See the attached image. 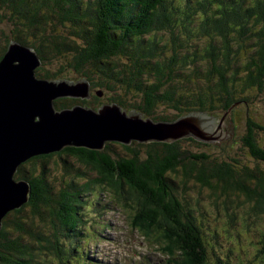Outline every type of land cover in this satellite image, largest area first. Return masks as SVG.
<instances>
[{"label":"trees","instance_id":"1","mask_svg":"<svg viewBox=\"0 0 264 264\" xmlns=\"http://www.w3.org/2000/svg\"><path fill=\"white\" fill-rule=\"evenodd\" d=\"M187 1L0 0V24L14 25L3 46L5 34L0 38V61L10 42H17L32 48L41 61L36 77L61 81L65 67L55 72L44 68L71 56L67 67L87 80L95 93L115 95L108 105L127 113L135 111L155 123L175 122L193 113L226 115L264 99V0H236L227 6L223 0H196L195 5ZM130 95L137 100L135 104L127 99ZM103 104L61 99L55 107L61 111L82 105L97 110ZM248 121L242 148L250 150L251 159L243 162L231 156L210 160L201 150L211 143L192 137L130 145L111 142L100 151L67 147L61 153L76 162L60 154L58 166L64 174H68L64 168L77 167L71 179L57 188L48 177L52 154L32 158L16 174L17 180L28 181L32 193L25 206L3 220L0 264H68L66 244L75 247L70 232L85 223L81 220L85 210L80 207L83 201L91 207L92 200L98 207L96 198L102 194L135 208L142 227L150 220L152 226L160 224V229L174 227V239L181 237L178 247L189 256L193 247L204 257V239L195 214L216 215L217 226L228 238L240 241L235 227L241 221H232L231 212L235 217L237 208L264 212V146H259L256 134V130L264 133V125ZM187 144L196 145L194 150L201 153H192ZM32 164L33 169L26 168ZM200 184L206 191L200 190L196 204L201 205L205 196L216 197L215 210L200 206L190 210L188 202L179 198L181 191H199ZM219 208L226 219H217ZM173 213L177 217L172 218ZM255 223L245 222L243 228ZM186 226L194 237L188 235ZM213 234L218 235L216 230ZM167 238L173 239L171 232ZM228 243L233 241L228 239ZM228 248L244 259L243 249Z\"/></svg>","mask_w":264,"mask_h":264},{"label":"water","instance_id":"2","mask_svg":"<svg viewBox=\"0 0 264 264\" xmlns=\"http://www.w3.org/2000/svg\"><path fill=\"white\" fill-rule=\"evenodd\" d=\"M41 65L32 48L17 42L10 43L0 61V233L4 218L30 200V184L17 180L16 174L32 158L67 147L100 151L111 142L130 145L193 137L214 143L228 137L224 123L204 114L155 123L115 104L58 111V99L90 100V84L85 79H39L36 71Z\"/></svg>","mask_w":264,"mask_h":264},{"label":"rangeland","instance_id":"3","mask_svg":"<svg viewBox=\"0 0 264 264\" xmlns=\"http://www.w3.org/2000/svg\"><path fill=\"white\" fill-rule=\"evenodd\" d=\"M194 4V1H193ZM219 4V2H218ZM14 30V25L9 22V21H5L4 23L0 24V38L2 36V34H5L4 38L1 39V45L3 46L4 40L7 41L8 38H6V36L8 37L9 35L12 34V31ZM13 42V41H12ZM11 43V42H10ZM5 45L6 42H5ZM199 45V43H198ZM9 47V46H8ZM71 57V56H70ZM68 58V59H61L58 58L56 60H53L51 65H47L45 66L44 69H47L48 71H59L60 69H62V67H65V72H64V76L65 79H63L62 81H68V82H77L80 79H83L81 76L79 77L76 73H73L74 71L71 70V68L67 67V63L69 60H72L73 58ZM41 68V66L39 67V69ZM90 100H84V99H80L81 101H90L93 103H101L104 102L105 104H110L108 103L109 100L111 98H113L115 95H106L103 94L101 97L97 96L96 94L98 92H100V90H98V92H94L93 87L90 85ZM93 93L95 94L93 96ZM133 95H130L129 98H127L128 100H130L133 104H135L137 102V100L133 99ZM61 100V99H58ZM103 104V105H105ZM97 105V104H95ZM102 105V106H103ZM101 107V106H100ZM193 114H204L207 116H210L212 118H215L219 121H221L222 123L225 124V126L227 127L228 130V137L225 140L219 141V142H214L211 144H208V147H205L204 150H201L203 152H207L206 154H208L210 156V160H214L216 158H219L218 160H224L223 158H225L226 156H231L233 158L238 157L239 160H241L243 162V160H249L250 158V154L248 151V148H242L244 146L243 143V138L245 137V135L247 134V128L250 127V122L248 121V118L252 119L255 122L260 121L261 124L264 125V99L263 98H257L255 99L251 104H243L241 106L236 107V109L232 110V113H228L226 115H224L225 113H216V114H209V113H193ZM256 134H258L257 138H259L258 144L259 146H264V133H259L258 130H256ZM189 138V137H188ZM193 138V137H192ZM261 139V140H260ZM263 144V145H262ZM187 147L189 149H191L192 153H197L200 154V151H195L194 147H196V145L192 144H187ZM143 150L145 151L146 149L143 148ZM62 153H64L65 151H61ZM61 152H57V153H52V157L49 159V167H48V177L49 179L56 185L55 187L59 188L62 187L64 185L65 182H67L68 180L71 179L72 177V173H74V169H76L77 166H75V168H64L65 172L67 171L68 174H64L62 172V170H60L59 162H60V158L59 155L62 154ZM248 152V153H247ZM191 153L188 152L187 155ZM247 153V154H245ZM143 154H145L143 152ZM249 154V155H248ZM247 156V157H246ZM69 157V158H67ZM243 157H245L246 159H243ZM61 158L66 159L71 162H76V159H74L73 157H71L70 155L67 154H62ZM28 162V161H27ZM26 162V163H27ZM37 163V162H36ZM25 164V163H24ZM31 164V163H30ZM35 164V163H33ZM33 164L32 165H27L26 168L31 170L33 169ZM188 164V163H186ZM22 167V166H21ZM20 167V168H21ZM36 167H38V164H36ZM240 166H238L237 168L240 170L241 168H239ZM28 170V171H29ZM18 173V172H17ZM203 189V191H206L205 188L200 184V189L199 191H197V189H194L193 191H191L189 194H185L183 193L184 191H181V196H179V198L181 199V201L183 203L188 202L189 205H186L190 210H197L196 206H200L202 208V210H215L216 204H217V200L216 197H210L209 199H207V197L205 196V200L202 199L201 200V205H197L196 204V199L199 196V192L200 190ZM238 192V191H236ZM88 195V194H87ZM91 196V195H89ZM183 196V197H182ZM94 197V196H92ZM185 197V199H184ZM201 197V196H200ZM96 198V197H95ZM110 198H113L112 196H108L106 194H102L101 197H97V201L98 203H100L98 206L103 207V203H112L115 207L113 209H111V211L109 210H105V209H100L99 207H97L96 204H94V200H92L90 203V205H92L91 207L88 208L87 206V202L83 201V204L80 207V210H85V219L83 217H81V220H85V224L87 227H84V222L79 223L78 227L79 229H73L70 233L71 235L69 236H73L72 239H78L81 243V245L78 247H73L70 245V242L66 244V249H65V256H66V260L68 262V264H73L71 258L73 255L75 254H81L84 255L85 253V249H88L87 245L88 244L86 242V238H87V234L88 231H90L91 236L93 239H95L96 234L93 231H97L100 233V235L98 236V240L97 243H101V244H97L95 243L96 240H90L91 241V249L92 253L93 251L96 252V246H98V252L97 255H99L100 257L104 254V252H109L110 253V249H111V244H113L112 242V238H105V239H100V236H106L107 234H109L111 237L113 236V238L118 239L121 236H126V238L131 242L132 245H134L136 248H138L140 250V252L142 253H154L157 258L160 261H163V264H168V257L164 254L163 252V246L161 245H156V241L155 240H151V239H145L144 236L142 234H139L133 227L132 225V219L135 220L136 222H139V217L136 214V209H130L125 205H121L117 202L111 201ZM85 202V203H84ZM121 203V202H120ZM215 205V209L213 208V206ZM25 206V205H24ZM87 206V207H86ZM139 209V207L137 208ZM220 209V208H219ZM236 212V216L238 215V217H235L233 215V211L231 212L230 216L233 218L232 221H241L238 225H236V229H238V231H240L241 233L244 232L243 230V224H245V222H249V223H255V226L252 228V235L250 233H243L242 234V242L245 243V245H240L239 243H236V247L238 249H245L247 250L248 248H250V251L252 250V248L254 249L253 251H251L250 253H247V255H249L250 260L253 259L256 264V260H257V255H259L260 257H262L261 253L262 251H264L263 249V245L262 243L259 241L260 237H262L264 235V226L260 224H264V212H256L254 210H249V209H242V208H237L235 209ZM81 213H84L83 211H81ZM219 213V217H217V219H226L225 215L226 213L220 209L218 211ZM173 217L175 218L177 217L176 213H173ZM196 215L197 220H199V224H200V228L202 229L200 231V236L202 239H205L207 245H208V249H209V254L212 258V260H214L213 254L218 255L219 257L223 258L224 261H221V264H232V258H236L237 255L234 253H232V251L230 249H227L228 243H226L228 241V236L225 232V230L223 228H219L216 224V220L214 219V217H216V215L210 216V215H205V217H200V215ZM227 216V215H226ZM141 220H143L140 217ZM134 221V222H135ZM144 221V220H143ZM151 221H149V225L150 227H154L157 231H163L165 234L169 235L171 232V235L173 237V239H170L168 242L171 245V249L176 250L177 253L181 252L180 255H183L186 258V264H194L193 261L196 260L195 258H197L198 262L197 264H207V262L209 263V258L207 257V253H208V249L206 247V245L203 243L204 245V257L203 259H201L198 255V250L194 249L193 247H189L190 250V254H192V256H189L188 254H186L185 252L187 251L185 248L181 247V249L178 247L179 245V239H181V237L179 239H174L175 236H173L172 234V228L170 229H166L165 227L161 226V228L164 229H160L159 225L158 226H151ZM229 221V220H228ZM135 222V223H136ZM146 222V221H145ZM178 221H176L175 223L177 224ZM104 223H109L112 228L111 230L108 232H106L105 229V225ZM159 223V222H157ZM137 224V223H136ZM139 225V224H138ZM187 227V232L188 235L190 237H194V232H192L190 230V228L188 226ZM78 230H84V234L80 233ZM214 230L217 231L218 235H214L213 232ZM263 230V231H262ZM175 232V231H174ZM79 234V236H78ZM258 234V237H257ZM89 235V234H88ZM85 236V237H82ZM259 238V239H258ZM74 243H76L74 241ZM184 243V242H182ZM76 245V244H75ZM77 249H78V253H77ZM90 249V250H91ZM80 250V252H79ZM236 251V250H235ZM113 254L116 253L118 254L117 256L123 254L121 252H118L117 249L113 248L112 249ZM188 252V251H187ZM174 253V252H172ZM112 253H110V257L114 255ZM92 255V254H91ZM116 256V257H117ZM123 256V255H121ZM202 257V256H201ZM202 260L201 261H199ZM116 262V260H115ZM214 262H216V260H214ZM213 262V264H215ZM234 263V262H233ZM236 264H240L238 262V260L235 261ZM259 264H261L259 262ZM264 264V261L263 263Z\"/></svg>","mask_w":264,"mask_h":264},{"label":"bare ground","instance_id":"4","mask_svg":"<svg viewBox=\"0 0 264 264\" xmlns=\"http://www.w3.org/2000/svg\"><path fill=\"white\" fill-rule=\"evenodd\" d=\"M120 241H121V242H119L118 244H115V247H116L115 249H117L118 252H121V253L125 254V252L128 250V251H130V252L136 253V250L134 249V247H131V246H130L128 240H125V239L122 240V237H121V238H120ZM79 252H80V250H79ZM112 254H113V252H112ZM118 254H119V253H118ZM118 254L114 253V254H113V255H114V258H113V256L110 257L109 255H102L101 258L104 259V264H105L106 262H108V261H113V263L115 264V258H116V256H117ZM100 264H103V262L100 261ZM146 264H153V263H152V262H149V261L147 260V261H146Z\"/></svg>","mask_w":264,"mask_h":264},{"label":"clouds","instance_id":"5","mask_svg":"<svg viewBox=\"0 0 264 264\" xmlns=\"http://www.w3.org/2000/svg\"><path fill=\"white\" fill-rule=\"evenodd\" d=\"M185 116H186V115H185ZM182 117H184V116H182ZM182 117H180V118H182ZM180 118H179V119H180Z\"/></svg>","mask_w":264,"mask_h":264}]
</instances>
